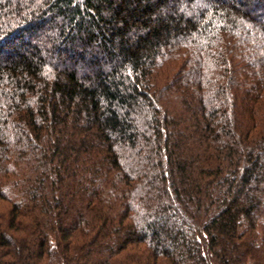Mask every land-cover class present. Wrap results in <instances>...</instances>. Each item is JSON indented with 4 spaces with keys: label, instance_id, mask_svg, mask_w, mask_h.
<instances>
[{
    "label": "trees",
    "instance_id": "obj_1",
    "mask_svg": "<svg viewBox=\"0 0 264 264\" xmlns=\"http://www.w3.org/2000/svg\"><path fill=\"white\" fill-rule=\"evenodd\" d=\"M0 264H264V0H0Z\"/></svg>",
    "mask_w": 264,
    "mask_h": 264
},
{
    "label": "rangeland",
    "instance_id": "obj_2",
    "mask_svg": "<svg viewBox=\"0 0 264 264\" xmlns=\"http://www.w3.org/2000/svg\"><path fill=\"white\" fill-rule=\"evenodd\" d=\"M10 203L0 201V231L5 229L9 216ZM147 244H141L129 247L121 255L114 259L112 264H170L164 259L154 260L150 257V251Z\"/></svg>",
    "mask_w": 264,
    "mask_h": 264
}]
</instances>
